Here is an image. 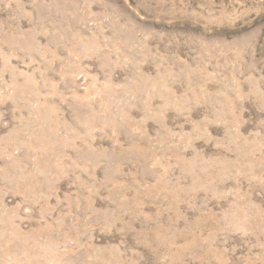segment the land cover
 Instances as JSON below:
<instances>
[{"label": "rangeland", "instance_id": "rangeland-1", "mask_svg": "<svg viewBox=\"0 0 264 264\" xmlns=\"http://www.w3.org/2000/svg\"><path fill=\"white\" fill-rule=\"evenodd\" d=\"M0 264H264V0H0Z\"/></svg>", "mask_w": 264, "mask_h": 264}]
</instances>
